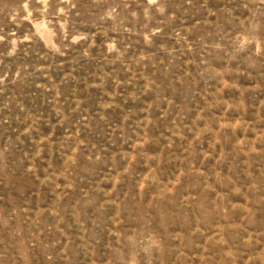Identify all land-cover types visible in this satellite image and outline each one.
<instances>
[{"label": "rangeland", "instance_id": "1", "mask_svg": "<svg viewBox=\"0 0 264 264\" xmlns=\"http://www.w3.org/2000/svg\"><path fill=\"white\" fill-rule=\"evenodd\" d=\"M0 264H264V0H0Z\"/></svg>", "mask_w": 264, "mask_h": 264}]
</instances>
